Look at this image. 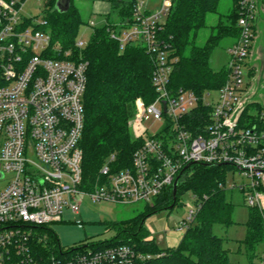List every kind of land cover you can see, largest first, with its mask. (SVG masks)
<instances>
[{
    "label": "built area",
    "instance_id": "obj_1",
    "mask_svg": "<svg viewBox=\"0 0 264 264\" xmlns=\"http://www.w3.org/2000/svg\"><path fill=\"white\" fill-rule=\"evenodd\" d=\"M30 1L44 7L42 14H25ZM51 1L0 0V182L5 183L0 190V264H138L151 259L127 245L86 248L71 256L53 243L56 234L49 226L63 221L65 209L79 214L86 198L123 206L152 204L189 164L239 170L246 182L238 188L247 204L264 213V104H257L255 121H244L254 97L253 82L245 84L244 73L247 68L254 79L253 46L264 0H240V33L228 49L227 80L213 105L207 100L212 92L202 97L212 111L196 132L186 118L200 98L171 89L179 58L159 34L175 0H132L131 20L109 31L121 50L137 45L151 57L157 98L150 105L137 104L131 129L144 144L132 167L113 172L112 155L91 190L82 187L80 147L88 63L72 60L71 51L54 44L45 18ZM76 46L84 44L77 41ZM199 208L198 202L179 229L190 227Z\"/></svg>",
    "mask_w": 264,
    "mask_h": 264
},
{
    "label": "trees",
    "instance_id": "obj_2",
    "mask_svg": "<svg viewBox=\"0 0 264 264\" xmlns=\"http://www.w3.org/2000/svg\"><path fill=\"white\" fill-rule=\"evenodd\" d=\"M56 2H50L45 16L54 44L64 51H71L72 60L88 63L85 130L80 147L84 154L82 187L91 190L101 180L100 170L112 155L116 156L111 164L113 172L131 168L134 154L144 144L142 139L133 136L130 123L137 114L138 102L150 105L157 98L152 84L154 63L143 47L128 45L121 50L119 43L111 38L109 29L131 20L132 0H109L119 23L109 19L107 24L93 27L91 40L85 48L76 46L79 29L85 24L80 10L72 0L70 10L62 14L55 9ZM232 2L234 8L227 17L228 23H219L203 45L197 44L199 32L206 28L208 15L217 12L220 0H175L159 32L160 38L179 58L170 78L171 89L192 91L200 98L198 108L186 118L187 125L195 132L209 119L212 111V106L204 104L202 97L206 92L217 91L227 80L226 67L215 71L210 59L222 40L231 38L235 42L239 37L240 0ZM255 109L256 104L248 107L244 121L256 120ZM157 138L163 139V132ZM227 167L204 164H192L186 170V166L183 167L178 173L180 181L176 195L173 186L167 187L152 205L146 204L144 213L122 223L110 224L109 227L117 230L111 240L71 248L66 250L67 253L72 256L88 247L103 250L127 245L138 253L152 256L138 264H232L230 250L226 247L229 239L213 232L216 225L228 228L236 224L235 206L226 196ZM189 192L201 208L179 246L161 248L155 239L147 240L146 219L158 212L173 210L179 205L181 196ZM245 226L246 236L240 242L239 251H244L246 264H264L258 253L264 243V213L250 208ZM52 238L53 243L59 242L57 235Z\"/></svg>",
    "mask_w": 264,
    "mask_h": 264
},
{
    "label": "rangeland",
    "instance_id": "obj_3",
    "mask_svg": "<svg viewBox=\"0 0 264 264\" xmlns=\"http://www.w3.org/2000/svg\"><path fill=\"white\" fill-rule=\"evenodd\" d=\"M129 1V0H125ZM74 5L80 10L84 25L79 29L77 41H81L85 48L92 37L93 27L90 22H94L96 28L107 24L104 23V16L111 15V21L117 20L116 13L112 12L108 0H73ZM234 6L232 0H220L216 13H211L207 17L206 28L199 32L197 39L198 45H203L208 37L215 32V27L219 23L227 24V17L232 12ZM44 7L39 6L35 1H30L25 7V14L37 16L42 14ZM234 44V40L226 38L221 41L219 46L213 51L210 59L211 67L215 70L223 69L228 61V49ZM252 65L254 67L255 79H250L247 75L248 69H245V84L253 82L252 104H264V13H261L258 22L257 35L253 46ZM208 102L212 105L218 100V92L213 91L207 96ZM134 120V119H133ZM132 120V121H133ZM131 121V123H132ZM130 123V126H131ZM147 128H151V122H145ZM153 132L156 131L152 129ZM229 169L226 180V196L235 206L234 221L236 224L230 227L216 225L213 232L219 236L229 239L226 247L230 250V260L232 264H246L247 259L244 251L240 248V242L245 239L246 226L249 219L250 206L247 204L244 192L240 191L238 186L246 182V179L233 167ZM5 186L4 182H0V190ZM236 186V187H234ZM154 201L152 202V204ZM150 204V205H152ZM145 203L133 205H117L110 202H93L86 198L81 206L79 214H74L70 210L65 209L63 221L53 223L49 227L58 236L59 243L63 248L69 250L93 242H102L111 240L117 234V230L109 227L113 223H122L131 220L141 213L145 212ZM196 208V199L192 193H186L181 196L179 205L171 211H161L148 217L145 221V228L149 235L147 240L155 239L161 248H177L182 241L185 228L179 229L181 222L187 219L191 209ZM87 250H92L88 247ZM259 256L264 261V243L258 249ZM161 255V254H160ZM163 255V254H162ZM161 255V256H162Z\"/></svg>",
    "mask_w": 264,
    "mask_h": 264
},
{
    "label": "water",
    "instance_id": "obj_4",
    "mask_svg": "<svg viewBox=\"0 0 264 264\" xmlns=\"http://www.w3.org/2000/svg\"><path fill=\"white\" fill-rule=\"evenodd\" d=\"M71 6H72V0H57L55 9L59 13L65 14V13H67L70 10ZM191 165L192 164L187 165L184 170H186L187 168H189ZM206 166L207 167H219V166H222V165L215 164V165H206ZM0 178H1V176H0ZM179 181H180V176H178L176 178V180H175V182L173 184L174 195H176V193H177Z\"/></svg>",
    "mask_w": 264,
    "mask_h": 264
},
{
    "label": "crops",
    "instance_id": "obj_5",
    "mask_svg": "<svg viewBox=\"0 0 264 264\" xmlns=\"http://www.w3.org/2000/svg\"><path fill=\"white\" fill-rule=\"evenodd\" d=\"M129 1H130V0H129ZM108 3L110 4V7H111V9H112V5H111V3L109 2V0H108ZM110 16H111V15H108V16L105 15V16H104V18H105V19H104V23L106 22V20H109V19L111 20V17H110ZM108 17H109V18H108ZM116 17H117V18H116L117 20H113L112 22H114V23H119V18H118L117 15H116ZM252 59H253V58H252ZM253 73H254V72H253ZM253 78L255 79L254 76H253Z\"/></svg>",
    "mask_w": 264,
    "mask_h": 264
}]
</instances>
